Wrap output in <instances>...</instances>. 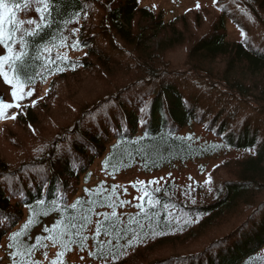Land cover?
<instances>
[{
    "label": "trees",
    "instance_id": "trees-1",
    "mask_svg": "<svg viewBox=\"0 0 264 264\" xmlns=\"http://www.w3.org/2000/svg\"><path fill=\"white\" fill-rule=\"evenodd\" d=\"M6 3L24 21L6 43L24 55L3 70L24 95L0 117V251L17 249L0 264H52L64 232L91 240V259L57 264H264V0L171 20L139 0ZM113 105L110 135L85 146ZM94 165L112 179L90 186ZM134 167L150 174L133 182L139 207L113 215L114 180Z\"/></svg>",
    "mask_w": 264,
    "mask_h": 264
},
{
    "label": "rangeland",
    "instance_id": "rangeland-1",
    "mask_svg": "<svg viewBox=\"0 0 264 264\" xmlns=\"http://www.w3.org/2000/svg\"><path fill=\"white\" fill-rule=\"evenodd\" d=\"M139 2L141 7H145L158 15L162 13L165 16V19L171 20L185 13L189 9L198 8L197 5H199V7L210 5L214 2V0H139ZM228 31L230 39L242 40L243 33L233 21H228ZM155 38V36L152 37V40H155ZM4 52L5 48L0 45V54H3ZM0 91L6 96L5 102H14V99L11 96L12 86L4 81L3 76H0ZM191 171L194 170L192 169ZM94 172L95 177L89 184L90 186H95V184L100 180L112 179H110L109 175H107L106 172L101 169L100 165H94ZM182 175L186 176V171H183ZM149 176L150 174L146 173L145 171L142 172L139 167H134L127 172L119 174L114 180L117 183V191L119 192V195L113 196L112 202L114 207L109 209L108 212L120 214L127 210L129 206L136 207L141 201L142 194H140L139 191L133 189V182L144 180ZM93 228H91V231H93ZM41 229V227H36L30 231V241L40 240L39 234ZM55 244L56 246L52 249L47 247L48 254L47 256L45 255L43 257V262H46L50 258V261L55 260L56 262L59 260L65 261L69 259H91L89 256L90 250L93 248L91 240H89L86 244H82L81 246H75L74 243L71 242V238L69 237L68 233L64 232L63 235L59 237L58 241L55 242ZM9 251L13 253L16 252L17 249H15L11 244H9L8 241H6L4 244V251H0V257H5V254H7ZM18 259H23V257ZM7 260L12 261L11 258H8Z\"/></svg>",
    "mask_w": 264,
    "mask_h": 264
},
{
    "label": "snow or ice",
    "instance_id": "snow-or-ice-1",
    "mask_svg": "<svg viewBox=\"0 0 264 264\" xmlns=\"http://www.w3.org/2000/svg\"><path fill=\"white\" fill-rule=\"evenodd\" d=\"M18 7H20V5L16 3H13L11 6H9V4L6 3V0H0V43H4V46L5 48L8 49V53H9V55L0 56V76H3L4 81L12 86L11 96L14 100L23 99L24 94L21 89V83L19 82V77L15 74L11 79L9 78L8 73L3 70V62L13 59L19 60L24 55L23 52L19 54H13L12 48L8 45V43H6V41L11 40L13 38L14 31L18 29L21 24L24 23V21L16 19L15 9ZM197 7H199V5H197ZM36 10L37 12L41 11L39 8H37ZM27 23L32 24L34 23V21L28 20ZM37 27H39V25H37ZM27 34L31 35L32 33H27ZM73 47L74 48L78 47V43L73 44ZM13 72L15 73L14 68H13ZM27 95H32V93L29 92L27 93ZM143 104L147 106L148 101L147 100L143 101ZM19 106L20 105L18 103L12 104V103H7L4 100H0V117L5 116V112H4L5 109L19 108ZM140 110L142 111V109ZM118 115H119V105H113L112 110L102 108L100 110V119L95 124H93L91 128L87 129L86 133L81 137L83 144L85 146L90 147L92 146V141L96 140L97 137L103 139L104 135H110L109 128L112 126L114 122L118 123L117 121ZM8 118L15 119L16 117L14 115H10L8 116ZM88 137H91V139H89ZM206 182L210 184L211 177H209L208 181ZM145 195H147V193H145ZM38 203H44V201L41 200L38 201ZM149 203H151V201H149ZM193 203H195V201H193ZM74 206L75 205H73V207ZM113 215H115V213H113ZM28 223H31V220H29ZM27 226L28 225L26 224L24 227L27 228ZM97 232H99V229H97ZM19 235H21V233L16 232L13 233L12 237L10 238L15 239ZM221 243L226 244L227 242L221 241ZM34 264H38V262H34ZM52 264H57V262L53 260Z\"/></svg>",
    "mask_w": 264,
    "mask_h": 264
},
{
    "label": "flooded vegetation",
    "instance_id": "flooded-vegetation-1",
    "mask_svg": "<svg viewBox=\"0 0 264 264\" xmlns=\"http://www.w3.org/2000/svg\"><path fill=\"white\" fill-rule=\"evenodd\" d=\"M1 96H4V97H5V100H4V101H6V96L3 95V94L1 93V91H0V97H1Z\"/></svg>",
    "mask_w": 264,
    "mask_h": 264
},
{
    "label": "water",
    "instance_id": "water-1",
    "mask_svg": "<svg viewBox=\"0 0 264 264\" xmlns=\"http://www.w3.org/2000/svg\"><path fill=\"white\" fill-rule=\"evenodd\" d=\"M0 100H5V97H4V96H1V97H0Z\"/></svg>",
    "mask_w": 264,
    "mask_h": 264
}]
</instances>
